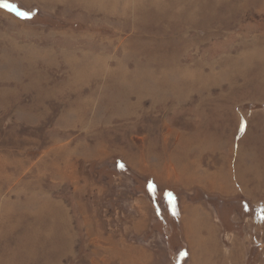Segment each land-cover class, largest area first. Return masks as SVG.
I'll return each instance as SVG.
<instances>
[{
  "label": "rangeland",
  "instance_id": "1",
  "mask_svg": "<svg viewBox=\"0 0 264 264\" xmlns=\"http://www.w3.org/2000/svg\"><path fill=\"white\" fill-rule=\"evenodd\" d=\"M182 250L264 264V0H0V264Z\"/></svg>",
  "mask_w": 264,
  "mask_h": 264
},
{
  "label": "trees",
  "instance_id": "2",
  "mask_svg": "<svg viewBox=\"0 0 264 264\" xmlns=\"http://www.w3.org/2000/svg\"><path fill=\"white\" fill-rule=\"evenodd\" d=\"M147 188L150 194H152V196H157V186L155 184V182L153 180H149L147 181ZM172 192L170 191L169 194L166 195V193H164L165 199L167 200V204L170 203V198H171ZM172 206L169 205V209H168V213L170 215H172V217L174 218L173 215V211H172ZM188 258L187 254L185 253V250H182L180 252V254H177L176 260H175V264H183L184 261H186V259ZM186 263V262H185Z\"/></svg>",
  "mask_w": 264,
  "mask_h": 264
},
{
  "label": "crops",
  "instance_id": "3",
  "mask_svg": "<svg viewBox=\"0 0 264 264\" xmlns=\"http://www.w3.org/2000/svg\"><path fill=\"white\" fill-rule=\"evenodd\" d=\"M185 161L187 162V163H189L190 161L189 160H186L185 159ZM183 164H185V163H182V165ZM181 165V166H182ZM181 166H180V173L182 174V175H188V174H192L193 173V170H191V171H189V170H182L181 169ZM178 172V171H177ZM179 173V172H178ZM194 207H195V205H194ZM196 208V207H195ZM198 208V207H197ZM199 208L201 209V206H199ZM191 209V208H190ZM197 210H199V209H197ZM187 211V210H186ZM190 212H191V215H192V213H193V215H192V217L197 213V211L195 210V209H192V210H189V211H187V213L188 214H190ZM195 217V216H194Z\"/></svg>",
  "mask_w": 264,
  "mask_h": 264
},
{
  "label": "snow or ice",
  "instance_id": "4",
  "mask_svg": "<svg viewBox=\"0 0 264 264\" xmlns=\"http://www.w3.org/2000/svg\"><path fill=\"white\" fill-rule=\"evenodd\" d=\"M22 15H24L26 18L30 16L29 13H23ZM121 167H123V165H121Z\"/></svg>",
  "mask_w": 264,
  "mask_h": 264
},
{
  "label": "bare ground",
  "instance_id": "5",
  "mask_svg": "<svg viewBox=\"0 0 264 264\" xmlns=\"http://www.w3.org/2000/svg\"><path fill=\"white\" fill-rule=\"evenodd\" d=\"M186 72V71H185Z\"/></svg>",
  "mask_w": 264,
  "mask_h": 264
}]
</instances>
